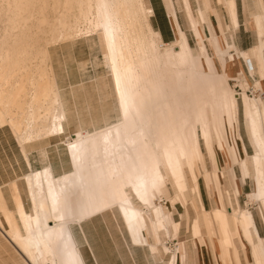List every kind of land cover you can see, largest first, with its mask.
<instances>
[{
    "label": "bare ground",
    "instance_id": "obj_1",
    "mask_svg": "<svg viewBox=\"0 0 264 264\" xmlns=\"http://www.w3.org/2000/svg\"><path fill=\"white\" fill-rule=\"evenodd\" d=\"M163 1L176 34L170 44L152 25L150 0H0V126L8 123L22 146L33 139L64 135L67 118L50 48L95 35L103 45L119 115L111 124L93 132L78 131L64 140L70 171L56 176L49 166L26 176L32 211L26 210L15 186L13 198L21 222L0 191V210L10 226L8 238L28 264H47V260L84 264L72 225L107 210L117 209L132 235L144 228L163 235L169 231L170 207L174 210L177 202H182L187 216L189 207L195 214L191 231L197 264H202V258L207 264L208 250L216 264H237V246L244 249L248 264H264L260 254L264 239L253 212L205 209L195 171L202 163L204 173H209L201 140L208 152L217 154L214 143L220 138L224 150L229 145L235 153L241 151L255 187L249 199L261 201L264 213V98L248 94L237 56L229 55L227 60L222 51L218 53L217 35L210 38L212 45L223 69L229 61L241 92L234 90L212 57L196 54L179 23L174 0ZM180 1L204 51L207 35L202 23L208 22L213 30L212 16L218 17L217 12L210 0H198L197 11L191 0ZM216 1L225 7L232 31L238 29L237 0ZM253 1L254 10L247 0L243 7L260 42L242 55L247 63L249 57L257 58L249 70L252 75L258 70L264 81V0ZM220 24L227 39V28ZM263 81L256 80V87L263 88ZM240 100L252 154L241 134ZM229 133L235 135L236 149ZM216 171L223 173L219 167ZM180 228L179 221L175 248L160 246L170 253L166 264L191 263L186 244L179 239ZM160 247L157 242L150 249L159 254Z\"/></svg>",
    "mask_w": 264,
    "mask_h": 264
},
{
    "label": "crops",
    "instance_id": "obj_2",
    "mask_svg": "<svg viewBox=\"0 0 264 264\" xmlns=\"http://www.w3.org/2000/svg\"><path fill=\"white\" fill-rule=\"evenodd\" d=\"M153 7V15L155 17V21L151 19L154 29H158L162 35L163 42L165 44L174 43L176 41V34L173 29L172 23L170 21V17L166 6L163 0H150ZM238 2V0H237ZM183 8V7H182ZM176 9V6H175ZM184 11V10H182ZM177 12V9H176ZM263 17H264V10ZM185 14V13H184ZM178 20L180 25L185 27L189 26L186 16H181L180 11L178 10ZM215 16V15H213ZM212 16V21L214 23L215 29L217 31V27H219V23H215ZM216 17V16H215ZM238 17L240 26L238 29L231 31L228 33L229 39H225L222 35V39H219V43L226 44L224 50L216 51L215 47H213L212 42L210 44L211 39H203L205 50L203 51L199 39H188L189 45L193 49V51L197 53H206L210 57L214 55L216 59H220L217 55L221 53V51L225 54V58L229 60V55H236L239 60L240 67L244 70V73L247 75V80H250V87L247 92L251 96L261 95L264 98V88H256V80L260 78L256 70V74L252 75L248 63L244 59L242 53L250 52L253 47H255L260 41L256 37V32L254 30L253 25L250 23L251 18L249 14H245L243 12V17H241L239 13L238 7ZM230 21V18H229ZM222 24L224 25V21L222 20ZM226 25H224L225 27ZM252 30L255 32V36L251 33ZM193 32V31H192ZM218 32V31H217ZM207 33V32H206ZM219 33V32H218ZM195 34V33H194ZM90 42L88 39H79L74 42H64L61 44L54 45L50 48L51 51V63L53 67V73L56 80L57 87L59 89L60 100L62 102L64 111L66 113V120L64 121V135L61 137H52L50 139H33L32 142L26 143L24 146L20 143L18 136L14 133L13 129L8 123H5L0 126V191L3 194V197L6 201L8 208L11 211L16 213L17 220L21 222V218L19 217V213L16 211L15 201H14V193L15 186L18 188L20 192V196L24 202L26 210L28 212L32 211V200L29 193V185L26 180V176L34 171H43L46 167L51 166L54 174L56 176H60L63 173L70 171L72 169L70 155L67 151L66 143L64 140H67L70 137H73L78 131H91L100 129L108 124H111L114 121L104 124V126H97L99 121L94 120L92 107L89 103L91 97V89L88 87L85 81V70L86 67H78L79 72L78 80L76 81L73 76L72 69L69 66V62L66 61L65 66L62 67L58 65L56 54L58 51H62L64 48V44L71 43L70 49L77 48L78 41ZM196 43L199 48L195 50L190 41ZM212 45V46H211ZM231 46V48H230ZM225 51V52H224ZM241 55H240V54ZM211 54V55H210ZM241 57V59H240ZM213 58V57H212ZM256 57H249L250 65L253 66V61H255ZM220 65L219 61H217ZM222 65V64H221ZM248 70V72H247ZM80 73V74H79ZM224 73L227 75L231 73V66L229 61L226 63V67L224 68ZM249 73V74H248ZM91 74L89 75V77ZM111 76V75H110ZM92 79V86L94 87L95 82L93 80V74L90 77ZM233 81V80H232ZM112 83V79H111ZM113 86V83H112ZM239 86V85H238ZM240 87V86H239ZM95 88V87H94ZM114 89V88H113ZM241 89V88H240ZM99 98H102V94L96 89ZM115 94V93H114ZM88 101L87 107L89 109L90 117L87 119L83 118L82 115L78 114L76 118V111L79 108L78 102L80 100ZM74 107V109L72 108ZM117 107V102H116ZM244 124V123H243ZM93 126V127H92ZM245 128V127H244ZM246 132V130H245ZM57 138H63V141L58 140ZM46 142H48L46 144ZM64 144V152L61 151L60 146ZM24 147V148H23ZM251 147V146H250ZM252 148V147H251ZM248 150V149H247ZM221 156L219 153L216 154L219 168L222 170V175H224V169L221 165L222 160L218 157H222L224 159V154L222 152ZM219 155V156H218ZM231 170L234 172L235 177L237 175L235 173V165L232 166ZM240 171V170H239ZM220 172V171H219ZM221 174V173H220ZM241 175V173H240ZM247 178L246 181L242 178L239 183H236L234 189H237V202L240 204L242 208H249L250 210L256 209V206L261 205L259 201L250 200L249 194L252 193L254 189L253 181L249 183ZM15 182V183H14ZM217 200H221V206L227 207L226 199L224 194L218 193ZM204 200V197L202 196ZM208 200V197H207ZM204 203V202H203ZM205 205V204H204ZM183 205H181L182 207ZM260 207V206H259ZM261 208L262 216L263 207ZM206 209V208H205ZM253 210H251L253 212ZM112 211V212H111ZM182 211V208H181ZM177 211L171 212L168 214V232L163 235L151 234L150 231L144 228L143 232L136 229V231L131 234L129 231L126 220L123 215H120L117 209L107 210L102 213H98L87 219L83 220L80 223L74 222L72 225V234L76 241L77 247H79V252L82 256L84 264H166L170 261V253H165L161 249L163 243L168 245L170 248H175L178 244V238L176 235L175 226L180 221L181 228L178 231L179 239L183 240L186 244V249L189 240L187 239V231L184 226V212ZM75 214V211H73ZM114 213V214H113ZM254 214V213H253ZM171 215H173V219L176 222L171 220ZM259 235L262 239L264 237L260 234V229L263 231L262 223L258 215H254ZM0 264H28L24 259L23 255H21V251L11 244L7 231L10 230V226L5 220V213L0 210ZM76 218V217H75ZM264 221V216L262 217ZM3 226V227H2ZM260 226V227H259ZM173 227L175 231V235L171 229ZM5 230V231H4ZM22 232L26 234V230L22 227ZM194 240V238H193ZM158 242V246L160 247V253L156 254L151 250L152 244ZM162 244H161V243ZM161 244V245H160ZM194 245V242H193ZM195 253L191 254L188 251V255L192 264H197V247L194 245ZM15 252L18 256H16V261L13 262L8 260V252ZM4 255H1L4 253ZM162 252V253H161ZM261 252V251H260ZM167 254V256H166ZM262 256V253H260ZM194 255V257H193ZM207 264H216L215 258L210 250L207 251ZM263 257V256H262ZM164 259V260H163ZM241 259L244 264L245 257L241 254ZM244 259V260H243ZM194 260V261H193ZM246 261V260H245ZM182 262V261H181ZM190 263V264H191ZM47 264H56L49 263L47 260ZM202 264H206L205 260L202 258Z\"/></svg>",
    "mask_w": 264,
    "mask_h": 264
},
{
    "label": "rangeland",
    "instance_id": "obj_3",
    "mask_svg": "<svg viewBox=\"0 0 264 264\" xmlns=\"http://www.w3.org/2000/svg\"><path fill=\"white\" fill-rule=\"evenodd\" d=\"M191 2L193 5V8L195 9V11H197L199 9L198 0H191ZM253 2H254L253 0H247V3H248L250 10H254V3ZM174 3L176 6V9H177V13L179 10L180 15L184 16L185 14H184V11H182L183 8H182L181 1L180 0H174ZM210 3L215 8L217 15H218V17L213 16V19H214V22L216 24L219 22V27H217V31L219 33L216 31L215 26H214V29L211 30L208 22H203L202 23V25H203L202 29H204L205 33L207 32L206 33V35H207L206 39H210L212 36L215 37L216 35L219 37V39H222L223 28H221V24H220V23H222V20L224 21V23H225L224 25H226V28H227L225 30L226 38L229 39L228 33H231L232 29H231V23L229 21V16L227 14L225 7L221 4H218L216 0H210ZM243 6H244L243 0H238L239 13H240L241 17H243V12L248 13L245 11V8ZM151 19L155 21L154 16H152ZM213 25H214V23H213ZM183 29L187 32L189 39H197L196 35L194 34V32L191 31V29L188 25L183 27ZM156 30H158V29H156ZM227 31H228V33H227ZM251 33L255 36L254 30H252ZM88 40L90 41L88 43L83 41V40L78 41L77 46H76L77 48H75V49H70L71 43L64 44L63 46L65 49H63L60 52L58 51V53L56 54V57H57L58 65H60L62 67L65 66L66 61L69 62V66L72 69V72H73L72 74H73L74 79L76 81L79 78L78 74H77V72H79L78 67H82V68L86 67L85 81H86V84L88 85V87L90 89L92 88L89 103L91 105H93V107H92L93 118H94V120L99 121L97 126L101 127V126H104V124L109 123L111 121H115L119 118L118 108L116 107V97H115L114 89H113V86L111 83L110 69H109L108 62L106 60V56H105V52L103 49L101 39L99 36L95 35V36L89 38ZM190 43L195 50H198L199 44L197 46L196 43L193 42L192 40L190 41ZM210 44H211V41H210ZM225 46H226V44H222V42L219 43V49L220 50H224ZM211 56L215 60V64L217 65L218 70L221 72H224V69L221 65V60L216 59L214 55H211ZM217 61H219L220 65L218 64ZM253 63H254V61H253ZM249 65H250V62L248 63V66ZM247 72H248V70H247ZM257 72H258V70H257ZM90 74H91V76L93 74V80L95 82V85H94L95 88L92 86V79H90L91 76L89 77ZM255 74H256V71L253 75H255ZM227 75L229 77L230 84L234 88V90L236 92H241L242 88L238 86L239 82H237L234 78H232L231 73H230V76H229V74H227ZM245 78L247 79V75H245ZM259 79H261L263 81V79L261 77ZM259 79H257V80H259ZM246 83L250 87V85H251L250 80L249 81L247 80ZM263 83H264V81H263ZM256 85H257V83H256ZM263 88H264V85H263ZM96 89L99 92L101 91L100 92L102 94L101 99L99 98L98 93L96 92ZM239 102H240V107H241V110H240L241 134L245 140V144L247 146L248 153L252 154L253 149L250 147V144L248 142L247 135L245 132L244 124H243L244 123V121H243V118H244L243 106H242L241 100ZM87 103H88V101L83 100V99L78 102L79 108H77V111L75 113L76 118H77L78 114L82 115L84 119H85V117L87 119L90 117L91 114L88 113L90 108H88L86 106ZM72 108L74 109L73 106H72ZM93 131H95V130H91L90 132H93ZM229 134H230L231 144L234 147L235 146L238 147V142L235 139L234 133L232 135H231V133H229ZM42 139H50V138H42ZM57 139L60 141L64 140L63 138H61V139L57 138ZM47 143L48 142H46V144ZM214 145H217L215 149L218 151L220 156H221L220 152H222L224 154L225 161L219 155H218L219 156L218 158L220 160H222L221 165L223 166V169L225 172H224V175H222V174H220V172L216 171V169L219 167L216 152H214V151L208 152L206 143L204 144V141L201 140V147H202V151L204 153L206 167L209 170V173H207V174L204 173V168L202 167V163L197 164L195 171H196V174L198 176V180H199V184H200V188H201V194L204 197V200H203V202L205 204L204 207L207 210H211L212 207H214V206L222 207L221 206L222 205L221 200H217V198L219 199L218 193H222L225 196L227 208L230 211H234L232 209L242 208L240 206V204H238V202H237L238 194L236 192L237 189L235 190L234 186H236V183L237 184L239 183L241 178L246 181L247 178L251 179L252 176H251L250 172L248 171L247 163L244 160V158L242 157L241 151L238 152L239 150L238 151L236 150V153H235L229 145H227L226 150H224L225 147L223 146L222 140L220 138L214 143ZM64 147H65L64 144H61L60 149L62 152H64ZM236 147H235V149H236ZM235 157L237 158L236 162H235ZM238 159H240V160H238ZM234 165H235V173L237 175V178L235 177L234 172L231 170L232 166H234ZM240 173H241V175H240ZM251 180L253 181V178ZM251 180H248L249 183H251ZM207 182H209L211 184L208 185ZM253 185H254V182H253ZM169 186H171V185H169ZM169 188H170L171 193L174 194V190L171 187H169ZM254 190H255V187H254L253 191ZM253 191H252V193H253ZM207 197H208V200H207ZM259 202L261 204V201H259ZM181 205H183L182 202H177L175 205V209L173 208L174 210H172L170 207L169 213L181 211V208H182L181 212L185 213V215H183V218L185 220L184 226L186 227L187 239L189 240L188 245H187V249H188L190 254H193V253H195V249H194V245H193V241H194L193 238L194 237H193L192 231H191V221H192L195 214L193 213V211L189 207L190 212H189V215L187 216L186 208L184 207V205L181 207ZM259 206L261 207V205H259ZM259 206L257 205L255 210H253V209H251V210H253V213L255 216L258 215L260 222L262 223L263 231H261V229H260V232H261L260 234L264 237V221L262 219L263 216L261 213V208ZM223 208L227 209L226 207H223ZM242 209H249V208L245 207ZM170 218L173 222H176L173 219V215H171ZM207 221L209 223V221H210L209 216H207ZM211 225H212L211 231L213 232L214 231V229H213L214 225L213 224H211ZM171 229L173 231V234L175 235V231H174L173 227H171ZM181 242H183V240H181ZM235 249H236V257L238 259L237 264H243L242 259H241V254L243 255V257H245L244 249H239L238 246ZM260 250H261L262 256L264 258V249H262V247H261ZM4 254H5V252L2 253L1 255H4ZM7 254H8L7 258L9 261H11V262H13V260L16 261V256H18L17 253L15 254V252L11 251V252H8ZM206 258H208L207 253H206ZM245 260H246V258H245ZM245 260H244V264H248L247 261H245ZM219 264H223V263L219 262Z\"/></svg>",
    "mask_w": 264,
    "mask_h": 264
}]
</instances>
